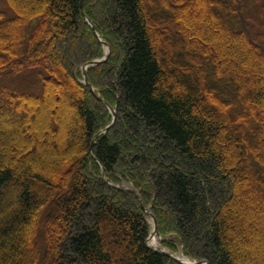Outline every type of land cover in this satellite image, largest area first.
<instances>
[{"label": "trees", "instance_id": "1", "mask_svg": "<svg viewBox=\"0 0 264 264\" xmlns=\"http://www.w3.org/2000/svg\"><path fill=\"white\" fill-rule=\"evenodd\" d=\"M1 5L0 264H264V0Z\"/></svg>", "mask_w": 264, "mask_h": 264}, {"label": "rangeland", "instance_id": "2", "mask_svg": "<svg viewBox=\"0 0 264 264\" xmlns=\"http://www.w3.org/2000/svg\"><path fill=\"white\" fill-rule=\"evenodd\" d=\"M1 1L2 0H0V10L2 11V9L4 10L5 7H3L1 5ZM5 5H6V3H5ZM195 10H196V13H197L198 11H197V8L196 7H195ZM189 12H191V11H189ZM193 16L194 15H191V17H190V20L191 21H194ZM208 18L212 20V16L211 15H209ZM183 27H184L185 32H188L191 29V26L188 23H183ZM20 80L21 81L28 80L29 83H35V80H34V78L32 76H22V77H16V76L8 77L7 76L6 78L0 79V87L1 86H5V87L6 86H12L15 82H18ZM56 89L60 93L61 100L58 101V102L53 103V105H52L53 107L52 108H54L57 111V114H56V117H58L57 119H60V123H61L60 131L61 132H64V133H70V130H69L68 126L66 125V122L63 120V118L61 116H63L62 115L63 114V109L64 108L67 109L68 110V115H69V118H68L69 121H68V123H71V121H73V119H74V110L69 105V102L67 101V99L65 98V96L63 94L62 85L56 86ZM44 104L45 103L40 104V107L44 106ZM33 107L36 108L38 106L34 105ZM10 116L11 117H15V115H10ZM11 124L12 123H10V125ZM18 124H19L20 130H21V132H22V134H23V136L25 138H28L29 137V138H32L33 140H37V138H38V131H36L35 129H33L34 127H33V124H32L31 121H27L26 120V122H23L22 123V121L19 120L18 121ZM10 125L8 123H6V124H4L3 127L4 128H9ZM12 126H13V124H12ZM44 141H46V140H44ZM15 151H17V150L15 149ZM17 189H18V187H17ZM7 196H9V198H10L11 195L8 193Z\"/></svg>", "mask_w": 264, "mask_h": 264}, {"label": "water", "instance_id": "3", "mask_svg": "<svg viewBox=\"0 0 264 264\" xmlns=\"http://www.w3.org/2000/svg\"><path fill=\"white\" fill-rule=\"evenodd\" d=\"M83 2H84V0H81V4H83ZM84 20H85V22H86L87 24L90 25L91 29L93 30L94 34L96 35V32H95L94 28L91 26V24H90V22L88 21V19L85 18V16H84ZM100 42H101V40H100ZM101 44H102V45L105 47V49H106V54H105L106 56H104V58H102L101 60H94V61H91L89 64H87L86 66L83 67V71H82V75H83V83H84L85 86L87 87L88 91H89L91 94H93L94 96H95V94H94L93 88H92V86L89 84L88 79H87V68L90 67V66H97V65L103 63V62L107 59V56L109 55V48H108V46H107L105 43H102V42H101ZM96 98H97V97H96ZM109 111H110V113L112 114L113 119H115V112H114V110H111V109L109 108ZM111 126H112V124L109 125V126L105 129V131H107ZM91 149H92V145H91V148H90V151H89V155H91ZM141 208H142V210H145L143 205H141ZM145 212H146V211H145ZM146 214H147V212H146ZM151 220H152L153 230H152V234L149 236L148 240H149L153 235L158 236V233H157V227H156V221H155V218H154L152 215H151ZM153 250H155V249H153ZM155 251L159 252L162 256H164V257H166V258H169L170 260H172V261H174V262H176V263H178V264H206V262H204V261H200V262H192V263H189V262H188V263H186V262L180 261L179 259L175 258L174 256L168 254V253H167L165 250H163V249L155 250Z\"/></svg>", "mask_w": 264, "mask_h": 264}, {"label": "bare ground", "instance_id": "4", "mask_svg": "<svg viewBox=\"0 0 264 264\" xmlns=\"http://www.w3.org/2000/svg\"><path fill=\"white\" fill-rule=\"evenodd\" d=\"M142 210V209H141ZM147 220L149 221L150 220V217L148 216L147 217ZM148 246L152 249H155V250H160L161 247H160V241L157 237H152L149 241H148ZM175 258L179 259L180 261H183V262H188V260H186L181 253L175 255Z\"/></svg>", "mask_w": 264, "mask_h": 264}]
</instances>
